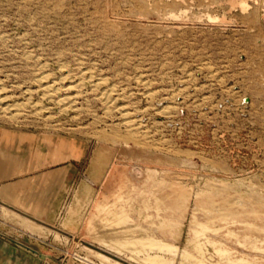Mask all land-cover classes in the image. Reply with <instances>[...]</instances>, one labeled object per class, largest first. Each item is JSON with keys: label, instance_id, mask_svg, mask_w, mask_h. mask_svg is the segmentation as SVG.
<instances>
[{"label": "rangeland", "instance_id": "obj_1", "mask_svg": "<svg viewBox=\"0 0 264 264\" xmlns=\"http://www.w3.org/2000/svg\"><path fill=\"white\" fill-rule=\"evenodd\" d=\"M0 96L17 107L0 127L81 150L57 191L67 229L0 235L48 264H149L144 231L264 264V0H0Z\"/></svg>", "mask_w": 264, "mask_h": 264}, {"label": "crops", "instance_id": "obj_2", "mask_svg": "<svg viewBox=\"0 0 264 264\" xmlns=\"http://www.w3.org/2000/svg\"><path fill=\"white\" fill-rule=\"evenodd\" d=\"M51 140L48 133L0 127V214L7 218L0 226L8 231L15 230L13 223L37 233L67 229L56 222L57 191L81 150L67 139ZM0 264H48V255L25 249L12 235H0Z\"/></svg>", "mask_w": 264, "mask_h": 264}, {"label": "bare ground", "instance_id": "obj_3", "mask_svg": "<svg viewBox=\"0 0 264 264\" xmlns=\"http://www.w3.org/2000/svg\"><path fill=\"white\" fill-rule=\"evenodd\" d=\"M41 78H44V77H42V76H40V78L38 79L39 81H40V85H42L43 83H42V81H41ZM48 81V80H47ZM102 82V81H101ZM39 85V84H38ZM95 85L96 86H98L99 85V81H97L96 83H95ZM40 87V86H39ZM48 87H49V85L48 84H45V85H42V88L44 89V92L45 93H48ZM50 89H51V87H49ZM3 93V92H2ZM1 93V94H2ZM49 94V93H48ZM101 95L102 96H100L101 98H103L105 101H107V102H113V101H115V98L114 97H111V94H110V91L109 92H107V91H103V92H101ZM113 95V94H112ZM59 101L62 103V105H64L65 103H67V102H69L70 101V97H68V96H62V97H59ZM14 104V103H13ZM16 106H18L17 104H16ZM19 108V107H18ZM0 109L4 112V113H11L10 111L12 110V109H17V107H12L11 105H9V104H5L4 103V100H3V97H1L0 96ZM19 110V109H18ZM14 113V112H13ZM16 113V112H15ZM12 115V114H11ZM130 121H127V123H129ZM105 208H107V207H105ZM105 212V211H104ZM107 215H110L111 216V218L112 219H115V220H112V219H110V220H112V222L113 221H116V223H123L124 225L126 224V225H131L132 224V226H133V222L131 223L129 220H128V215H127V213H126V211L124 210V209H122V208H118V209H116V210H110V209H108L107 210ZM103 223V222H102ZM105 223V222H104ZM114 223V222H113ZM111 225V224H110ZM114 225H116V224H113V226ZM123 225V226H124ZM120 226V225H119ZM122 226V228H119L118 230H121V229H123L124 227ZM107 227V226H106ZM114 228V227H113ZM127 228V227H126ZM132 228V227H131ZM138 229V228H137ZM117 230V231H118ZM124 231H122V232H126L125 231V229H123ZM127 230H128V228H127ZM133 230H135L134 228H132V230L130 229V232H132ZM117 231H113V232H117ZM138 231H140V230H138ZM128 233H130L129 232V230L127 231ZM134 232V231H133ZM140 232H142V231H140ZM146 231H144V234H141L140 233V237H138L139 236V234L138 235H136L137 237H138V239L139 240H141V238L143 239H145V238H149V240H151L152 241V243H151V241H150V243L149 244H147L148 245V249H146L147 251L145 252L146 254L144 255V257L142 256V258L144 259L143 261H145L146 260V262H147V260L150 262L149 264H167L166 262L169 260V259H167L168 258V256L166 255V254H164L163 255V253H171L172 255L170 256L171 258V260L172 259H174L177 255H178V257H179V261L182 263V262H184L185 263V261H187V262H189V263H191V264H206L205 262H204V260L202 259V258H199V257H197V255H194L193 253H191L190 251H188V250H185V249H183V250H179L178 249V247H177V245H175V244H173V243H171V242H168V241H166V240H164V239H162L161 237H158V236H156L154 233H151V234H149V233H145ZM123 233V234H124ZM126 234V236H128L129 237V235H127V233H125ZM114 235V234H113ZM118 236V235H117ZM125 236V235H124ZM136 236H135V238H136ZM115 237V236H114ZM117 238V237H116ZM121 238H124L125 239V237H121ZM127 238V237H126ZM113 239V238H112ZM119 240V239H118ZM137 240V239H136ZM115 241V240H114ZM117 241V240H116ZM126 241H128V240H126ZM122 242V241H121ZM148 242V241H147ZM131 243H132V241H131ZM141 242H139V244H140ZM146 243V242H145ZM118 245V244H117ZM130 245V244H129ZM132 245V244H131ZM136 245V244H135ZM135 245H133V246H135ZM141 245V244H140ZM119 246V245H118ZM132 246V247H133ZM142 246H144V244H142ZM139 247V246H138ZM141 248V247H140ZM143 248V247H142ZM137 250H138V248H137ZM140 250V249H139ZM89 253L90 254H88V255H94V256H97V257H99V258H102V259H104V261L105 262H107V257H106V255L105 254H103V253H101V252H99V251H96V250H93V249H89ZM133 255V254H132ZM165 255L167 256V257H165ZM134 257V256H133ZM109 261V260H108ZM110 262V261H109ZM116 262V261H115ZM169 262V261H168ZM118 264H123V263H118ZM188 264V263H187Z\"/></svg>", "mask_w": 264, "mask_h": 264}]
</instances>
